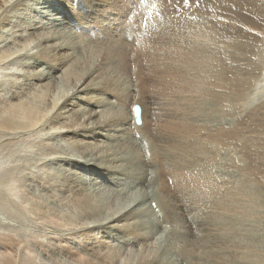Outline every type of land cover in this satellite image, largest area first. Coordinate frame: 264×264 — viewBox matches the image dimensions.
<instances>
[{
    "label": "rangeland",
    "instance_id": "1",
    "mask_svg": "<svg viewBox=\"0 0 264 264\" xmlns=\"http://www.w3.org/2000/svg\"><path fill=\"white\" fill-rule=\"evenodd\" d=\"M17 1L19 0H13V2ZM135 1L136 5H143L148 3H145L144 0ZM29 5L30 6L25 5L23 8H21L20 11H9V18L11 19L10 21H8L9 25L6 22V25L0 28V42L3 39L2 42L4 43H2L4 47L0 43L1 52L7 51L8 54V50L9 48H11H8V46H12L13 44L15 46L23 47V45L27 42L26 39H33L36 35L40 36L43 33L49 32L52 34H56L59 30L62 32L60 34L64 35L63 37L66 38L68 36L66 40L70 38L72 34H75L74 36L72 35V38H76V36H78V34L75 33V31H79L78 26H76L75 22L71 19L70 16H68L65 7L58 0H32L30 1ZM124 18V15L119 14L116 18L111 17L104 25L103 29L99 28V30H96L93 28H88L86 29V31L87 33H90V35L95 36L98 39L104 38L106 40H121L123 43H128L130 40L134 42L135 39H137L136 33L134 29H131L129 27L128 21H123ZM12 29L14 32L12 31ZM70 29L72 30V32ZM2 30L6 33H4ZM128 33L134 36H130L128 35ZM8 38H11V41ZM17 39H19V41H17ZM138 39H144V41L149 45L148 36L144 37L139 35ZM24 40L26 41L25 43ZM15 41L19 43H16ZM137 43H139V40H137ZM50 44L48 43V45ZM36 45H33L31 49L26 50L27 52L25 51L22 54L17 53L15 57L11 56V60L9 59L8 62L6 61V64L8 63L7 66L9 65V67L12 66L13 68L11 70L13 71L15 68H21L18 67V65L15 66V64H17L19 60H21L25 65L23 66L25 67L23 70L29 72L43 71L44 73H47V78L46 80H42L43 82L40 83H37L36 81H33V83L32 80L28 78L26 79L29 83L27 86L22 83V81L24 80L22 79L23 77L20 78L18 75L16 77H19V79H14L13 76L11 77L12 73L15 72L11 73L10 69L4 70V66L6 65L5 61L4 63L1 62L0 119L4 116V109L8 106L5 104V102H9V104L26 102L41 109L45 108L48 98L49 101L53 98V96L50 97L53 94V90L50 89L49 91L51 92L44 91L43 87L47 82H52L60 74H62V71L58 72V70H55L54 72V70L52 69L57 63L60 54H56L54 56V61H51L53 57H50V60H48V62H42L39 54L43 51V49L41 50L39 45ZM15 46H12V52L19 48ZM71 52H73L72 49L69 51V53ZM73 54H75L77 58L83 61L81 66L86 69L85 67H87V65L90 63V49H87L84 46L82 47V45H80L77 48H74ZM25 57H27V60ZM28 58H30L31 61ZM68 63L71 65L72 61L67 62L66 66H68ZM12 64H14V66ZM149 66V63H145L143 65V72L138 77L137 81L133 76H131L123 79L121 82H115L114 85H112L111 83L106 82L104 79L97 78L95 82H97L99 85L95 87L98 88H95L94 90H85L84 92L79 93V97L82 98L74 100L73 106L66 107V110L69 109V112H72L71 114L73 115L78 114L77 112L79 111L76 110H85L86 115H88L89 112H95L96 110L105 111L108 109L109 111H111V109H115L120 107V105H124L130 96L133 103L136 102V104H139L137 103V98L138 100H140L141 104L139 105L142 107V109L145 110L146 118L148 121L151 119L152 113L154 111H158L155 108L162 107L159 110L161 119L169 117V112L170 110H172L176 115L174 119L175 124L181 123L182 120L180 119V117L182 116L186 130H196L197 128H199L200 126L197 125L196 122H194L195 112L193 110V106L189 105V101L187 104L181 105V108L183 109V113L181 115L180 108L177 104H174L172 106L170 105V109L166 110L164 107H166L169 102L163 101V97L161 95H154L150 93V89L147 87L149 86ZM23 70H21L19 73H22ZM3 73L6 74L3 75L4 78L2 76ZM7 74H9V77H11L10 79ZM14 80H17L18 82ZM262 82L261 86L258 85L259 90L257 89L254 93L255 95H257L255 97L261 98L264 94V80ZM40 84L43 86L41 87ZM92 84L94 83L91 82L89 85ZM68 85L69 82L65 78L58 81L59 88L63 90H67ZM22 86L25 89H23ZM123 88H128L127 93L122 92ZM132 88L136 89V91L132 92ZM54 90V93H56L55 88ZM42 91H44L43 95L45 97V100L43 98H38L37 96L41 94ZM139 91H142L140 95L138 94ZM16 96H18V99ZM134 96L136 97L134 98ZM88 97L90 98L88 99ZM255 97L253 99H255ZM2 106L4 109L2 108ZM209 111H211V109L208 110L207 113ZM217 111L219 112H215L216 114L213 120L217 122L218 125L220 124V126L231 127V125L236 124V116H229L233 115L232 112L226 111L225 113V111L223 110H221L220 112V109H218ZM50 112L51 110L47 115H49ZM221 117H224V119ZM221 120H223V123ZM226 120L229 124L226 122ZM80 122H82V120H79V123ZM109 123L111 124L110 121ZM199 124L204 123L203 121H199ZM44 126L45 125L42 126L43 129H45ZM148 127L152 126L148 125ZM36 128L37 127H35V129ZM103 129V135L99 134L97 136H99L98 138L100 139L103 138L105 143L107 142V145L110 144L108 145V147L111 146L108 153H111V150L113 151V154L116 155L115 158L117 159L119 165L121 161L120 159H118V156L123 150L125 154L121 152V156H125L126 161L128 159L130 160V162L132 163L131 169H123L122 171L111 170L114 159L105 154L102 157L103 164H106L101 171V173L103 172L102 175L98 174V172L102 169L100 168L97 172L87 171V173H84L83 177H80V175H82V172L80 170L83 171V167L79 165L72 167L68 160L65 161L61 159V162H59L58 159L56 161V159H53V157L43 158L40 154L41 146L44 148H42V150H44L45 152H47L49 149V147L45 144L41 145V140H44V142L63 144L65 148L74 155H81L80 159L84 161L98 155V153L95 152L96 150L93 151L89 148H86V150L84 151L81 140L74 134V132L68 133L67 136H65L64 134L57 135V133H51L49 136H47V134H44L46 129L41 130L39 127L36 129L37 131H39L38 133L32 130L30 132H27L26 134L24 132L21 134L20 132H18L14 135L8 132L2 133V130H0V200L2 201H0V236H4L6 233L10 234L12 233V231L13 233L19 235V237H16L17 245L14 247L11 246L13 251H15L14 249H17V246L20 244H24L25 242V244L31 243V240L37 239L44 241V239L49 238L52 235L50 231H56L54 227L46 226L47 224H44L41 220H37L36 222L32 221L28 217L29 215H27L26 212L19 210V207L17 206L18 202L20 203L22 201H27V196L32 197L34 193V195H36L38 198L34 196L27 202H25V205L29 209H34L36 212H42L45 210V205H49L48 202L52 200L50 206L53 207V210H51V212L55 209L58 210V212L61 211V213H64L67 211H71V205L73 204L74 200L80 197L76 194H72L71 190H76L81 185H85L88 187L102 186L100 188H102L104 191L106 190L107 192H112L108 193L105 201L120 200V203L122 202V207H124L125 203L128 202L127 200H129V197L132 195L133 191L139 189L140 192L145 193L146 195L141 197L140 200L136 201L129 208H127L132 209L133 213L135 214L134 215L131 212V214H133V216H131V222H129L128 218H126L125 215L127 209L123 211L124 213H119L118 210H115L117 214L114 213V211H111V209L101 210L103 217H108L107 219L102 221L103 224L100 221L102 217H98L97 215H94L95 218H85V220L87 219L86 221L83 219V221L79 220L81 224H86L85 222H88L94 226L100 224V229H102V231L97 233V235H90V237L92 236L90 239L91 243L81 242L78 239H74L73 236V238H69L67 240L66 244L57 242V249H54V252L56 254L54 256L49 252L46 253L45 256L44 254H41L40 261L44 260L42 264H54L58 261L57 259L60 258L61 262H57V264H76V262L80 258L76 251L81 253V257H85V259H88L93 256L91 254H96L97 252L104 253L107 251V249L104 248V242L111 244V246L115 247L117 252L120 254L117 255L116 260H114V262L116 261V263L114 264H136L138 258L137 253L145 252L143 255H146L149 249L151 251V255L147 258V260H150L152 257L158 258L160 256H163V261L160 259L154 260V262L156 261L158 262V264H264V248L255 247L252 250L248 246L249 237L252 234L256 235L258 239H264V178L261 179L262 181L251 183H248L245 180L244 174L241 169H237L233 166L235 164L240 165V167L245 166V159L240 153L234 152L232 148L230 149L221 145L218 146L214 144L212 140H198L197 143L189 145L187 148H181L180 145L187 139L196 137L186 135V137L182 138L178 137L177 134H173L174 138H169L170 146L166 147V143L164 141L166 135L163 132L159 131L158 127L151 129H135L131 127L130 132L127 135H124L126 137L128 136V143L125 145L124 143H122L123 140H121L119 143L124 146L121 149H117L115 144L117 137H113L112 128L109 127ZM134 132L137 133V136L135 137L133 136ZM40 134H42V136ZM118 134L120 136V133ZM43 136L45 137L43 138ZM40 138L42 139L40 140ZM94 138L97 137H93V139ZM82 140V142H88V138H82ZM124 140L126 141L125 137ZM71 142L78 143L76 145V148L71 144ZM85 144L88 143H83V145ZM100 147L101 144L99 143L97 148ZM114 147L117 150L113 149ZM142 148L147 158L150 159L154 165H156L155 168L148 169V179L144 171L147 167V163L144 160L139 159ZM39 157H42V159L39 160ZM219 165L221 166V168ZM56 170L58 172H56ZM77 170L80 174L77 172ZM45 175L49 177L54 176V179H51L52 182H45V184L49 186L48 188L52 191L48 190V192H46L45 189H42V178L46 177ZM62 178L63 183L66 184V188L60 191ZM122 182L123 190H121V186L116 189L117 191L113 189L112 186L114 183ZM146 183L147 185H149V187L146 186ZM23 189H28V191H24L23 193ZM54 192L65 198L60 202L58 199H56L55 196H53ZM117 192H120L121 194H118ZM4 194H6V196ZM165 198H167V203L163 205V200ZM55 199L56 201H54ZM151 199L153 200V203H156L157 207L160 208V211L164 215L165 220L168 221V223H164V227H167L168 229L167 232H164L162 228V224L164 222L163 218L156 219L151 215ZM9 202L12 204V206L9 205ZM96 208L100 209L99 206H97ZM70 214L75 215L74 212ZM127 214L131 215L130 212H127ZM75 216V219L77 220L78 213ZM118 217L120 218L119 221H117ZM123 218L126 221H121V219ZM111 220L114 221L112 225L116 224V222H119V224L122 225L121 227L130 225L139 233H144V235H151L155 239L162 235V239H160L159 241H157V239H148L143 243L142 241L138 240L128 241L123 238V234L121 232H116L113 230L110 231L116 235L108 236L106 230H109L110 227H107V225L111 222ZM132 221L134 223H132ZM137 223L140 225H138ZM57 224H59V222H57ZM75 224L78 225V223L76 222ZM101 225L105 226L106 228L102 227ZM129 231L130 230H128L127 233H129ZM23 232H25V234ZM118 240L119 244H117ZM169 242H172V245ZM0 243V264L2 262V259L4 260L3 264H10L7 261L8 259H6L5 257L11 259L12 261L10 262H13L15 264L18 263L20 261L19 254L22 253L18 251V249L16 250L17 253L16 251L8 252L7 249L4 248L6 244L2 241H0ZM61 245H65L66 247H62ZM170 248L174 249L172 250ZM175 248H177V250ZM63 249H67V251H65L64 253L62 252ZM135 250H137L136 254L135 252H133ZM249 252H251V254L247 255V253ZM133 256L134 258H132ZM38 260L36 261L38 262Z\"/></svg>",
    "mask_w": 264,
    "mask_h": 264
},
{
    "label": "bare ground",
    "instance_id": "2",
    "mask_svg": "<svg viewBox=\"0 0 264 264\" xmlns=\"http://www.w3.org/2000/svg\"><path fill=\"white\" fill-rule=\"evenodd\" d=\"M30 1L32 0H19L17 2H13V4L9 5L8 7H5L7 0H0V8L5 9L3 12H0V28L4 27L6 25V22L8 24V21L11 20L9 18L10 10L20 11L21 8H23L25 5L30 6ZM58 1L65 7L68 16H70L71 19L75 22V25L78 26L79 31L76 32L74 30L75 33L78 34V36H76V38L73 37V39L72 34L70 36L71 40L70 38L66 40L68 36L66 38L63 37L64 35L60 34L62 32L58 30L56 34L45 36L36 44L39 45L41 50L43 49V51L40 53L41 55L39 54L42 62H48V60H50V57H53L51 61H54V56L56 54H60L57 63L52 69L54 70V72L55 70H58V72L62 71L63 78H65L69 82L68 88L76 87V89L58 106L57 110L48 119L44 126L46 130L42 128L43 124L39 123L43 119H45V117L51 110L50 107L52 103V107H55V102H53V100L56 97L57 93H54V88H51L53 90V94L50 96H53V98L50 101L48 98L49 102H46L45 108L39 109V107L30 105L26 102L18 104H9V102H5V104L8 106L5 109L2 106V108L4 109V116L2 114L3 117L0 119V130H2V133L8 132L14 135L18 132H20V134L24 132L26 134L27 132H30L32 130L38 133L39 131L36 130L38 127L41 130H45V135L48 133L49 135L51 134L52 127H60L63 129L61 132H58L57 135L64 134L65 136H67L68 133L74 132V134L81 140L84 151L86 150V148H89L93 151L96 150L95 152H97L98 155L92 157L89 160L84 161L80 159L81 155H74L70 151L61 152L55 150L57 145L64 146L63 144L44 142V140H41L42 138H40V140L42 141V143L40 142L41 145L45 144L49 147V149L47 152H45L44 150H42L43 147L41 146L40 154L43 158L53 157V159H56V161L58 159L59 162H61V159L65 161L68 160L72 167L78 165L83 167V171L80 170L82 172V175H80V177H83L84 173H87V171L97 172L100 168L102 169L98 172V174L102 175L103 172L101 173V171L106 165H104L102 162V157L105 154L114 159L112 168L110 166L111 170L122 171L123 169L132 168V163L130 162V160L128 159L126 161V157L123 155L121 156V152L125 154L123 150L121 152L118 151L120 152V154L119 156H117L118 159H120L121 161L119 165L117 159L115 158L116 155L113 154V151L111 150V153H108L111 147H108V145L110 144L107 145V142L105 143L103 138H101V140L100 138H98L99 136H97L99 134L103 135V128H112L113 137H117L115 143L116 148L121 149L124 145L122 146L119 142L123 140L122 143H124L125 145L128 143V136L126 137L124 135H127L130 132L131 127L135 129H151L158 127V130L166 135L164 140L166 143V147L170 146L169 138H174L173 134H177L178 137L182 138L186 137V135L196 137L192 139H187L180 145L181 148H187L189 145L197 143L198 140H212L213 143L218 146L221 145L230 149L232 148L234 152L240 153L245 159V166L240 167V165L238 164L233 165L235 168L241 169L244 174L245 180L248 183L262 181L261 179L264 178V94L260 98L255 97L257 95H255L254 93L259 88L258 85L261 86V82L264 80V0H201V5L199 9H196L194 6L189 7L183 17L171 18L170 13L169 15H162V13L160 12V0H151L147 4L143 5H136L135 0ZM119 14L124 15L125 18L123 21H128L129 27L131 29H134L137 37L134 42H132V40H130L131 42H128L127 40L128 43H123L121 40H106L104 38L98 39L95 36L90 35V33H87L86 29L88 28H93L96 30H99V28L103 29L104 25L111 17L116 18ZM193 16H195L196 19H192ZM257 33H259V35H257ZM128 35L134 36L129 33ZM139 35L144 37L148 36L149 45L147 44V42L144 41V39H138ZM35 37H37V35ZM11 38L8 39L11 41ZM137 40H139V43H137ZM2 41L3 39L0 42L1 44L3 43ZM17 41H19V39H17ZM17 41L15 42L19 43ZM25 42L26 41L24 40V43ZM48 43L51 44L48 45ZM80 45H82V47L84 46L85 48L90 49L91 52V56L89 57L90 63L87 65V67H85L86 69L81 66L83 61H81L75 56V54H73L74 48H77ZM12 46L15 45L12 44ZM12 46H8V48H12H9L8 54L7 51H0V66L1 62L4 63L5 61L6 64V61L8 62V60L10 59L13 50ZM201 47L207 48L208 50H203ZM71 49L73 50V52L69 53ZM25 58L27 60V57ZM71 61V65L68 63V66H66L67 62ZM145 63L150 64L148 73L149 86H147L150 89V93L154 95H161L163 97V101L169 102L168 105L164 107L166 110L170 109V105L172 106L174 104H177L180 108L181 115L183 113L181 105L187 104L189 101V105L193 106V110L195 112L194 122H196V124L200 126L199 128H197L196 130H186L182 116L180 117V119L182 120L181 123L175 124L174 119L176 115L175 112H173L172 110H170L169 112V117L161 119L159 110L162 107L155 108L158 111H154L152 113L151 119L149 121L146 118L145 110L142 109V124H134L135 122L132 124L131 120L124 116H112L104 120L101 119V117L104 116L105 113L114 112L117 108L111 109V111H109L108 109V111L96 110L95 112H89L88 115H86L85 110H76L79 111L76 115L71 114L72 112H69V109L66 110V107L73 106L74 100L82 98L79 97V93L84 92L85 90H94L95 88H98L95 87L99 85L97 82H95L97 78L104 79L106 82H109L112 85H114L115 82H121L123 79L131 76H133L137 81L138 77L143 72V65ZM7 64L4 66V70H11L13 67H9V65L7 66ZM12 65L14 66V64ZM16 65L21 68H15V71L11 70V73L15 72L12 73L11 77L13 76L14 79H19V77H23L22 79L24 80L22 81L21 79V81L27 86L29 83L26 79L28 78L32 80V82L36 81L37 83L43 82L42 80H46L47 78L46 72H29L23 70L25 68L23 66L25 65L21 60H19V62L15 64V66ZM64 69H67V71L64 72ZM21 70H23V72L19 73ZM3 75L6 74L3 73L2 76ZM7 75L9 77V74ZM17 75L19 77H16ZM11 77H9V79ZM77 81H80V84L78 86ZM91 82H93L94 84L89 85ZM45 85L43 87L44 91H49L50 88L46 87ZM42 86L43 85H41V87ZM127 89L128 88H123L122 92L127 93ZM44 91H42L41 94L37 95L38 98H45L43 95ZM141 93L142 91H139L138 94L140 95ZM16 97L18 99V96ZM135 97L136 96H134V98ZM254 97L255 99H253ZM89 98L90 97H88V99ZM134 103L136 104V102ZM137 103L141 104L138 98ZM210 109L211 111L207 113V111ZM218 109H220V112L221 110L225 111V113L226 111L232 112L233 115L229 116H236V124L231 125V127H228L227 125V127L220 126V124L218 125V123L213 120L215 118V112H219L217 111ZM121 111L123 112L124 109L121 108ZM221 118L224 119V117ZM79 120H82V122L79 123ZM109 121L111 122V124L109 123ZM199 121H203L204 124H199ZM221 121L223 123V120ZM67 124H79V127H74L75 125ZM148 125L152 127H148ZM70 126L72 128H66ZM35 127L37 128L35 129ZM118 133H120V136ZM40 135L42 136V134ZM44 137L45 136H43V138ZM93 137L97 138L93 139ZM124 137L126 138V141L124 140ZM82 138H88V142H82ZM83 143L88 144L83 145ZM99 143L101 144V147L97 148ZM71 144L76 148V145L78 143L71 142ZM116 148L114 147L113 149ZM42 157H39V160H41ZM56 172L58 171L56 170ZM42 179V189H45L46 192H48V190L52 191L48 188L49 186H47L45 182H52L51 179H54V176H46ZM123 182L114 183L112 186L113 189L116 190L120 186L122 187ZM61 183L62 185L60 191L66 188V184L63 183V178ZM146 186L149 187L147 183ZM100 187L102 186L88 187L85 185H81L78 189L71 190L72 194H76L80 197L74 200L73 204L71 205L72 209L68 207L71 211L64 212L68 214L61 213V211L58 212V210L55 209L51 212V210H53V207L50 206L52 200L48 202L49 205H45V210L42 212H36L34 209H29L25 205V202H27L30 198L36 196L33 192H30L33 193L32 197H28L26 195L28 199L27 201H22L20 203L16 202L17 206L19 207V210L26 212L27 215H29L28 217L32 221L36 222L37 220H41L44 224H47L46 226L54 227L56 229V231H50L53 236L51 235L52 237L50 236L49 238L44 239V241L35 239L31 240V243L29 244H25L26 242H23L24 244L18 245L17 249L22 254H19L20 261L16 264H42L44 260L40 261L41 254H44L45 256L46 253L49 252L51 253V255L54 256L56 254L54 252V249H57V242L66 244L69 238L74 237V239H78L81 242L91 243L90 239L92 236L90 237V235H97V233L101 232L102 229H100V224L94 226L88 222H85L87 220H85V218H95L94 215H97L98 217H102V219H100L102 223V221H104L108 217H103L101 210L111 209V211H114V213L117 214L115 210H118V212L120 213V209L123 208L121 206L122 202L120 203V200L105 201V198L108 193L112 192H107L106 190L104 191ZM121 190H123V187ZM24 191H28V189H23V193ZM4 195L6 196V194ZM53 196H55L56 199H58L60 202L65 198L55 192L53 193ZM56 199L54 201H56ZM165 203H167V198L163 200V205ZM9 205L12 206L11 203ZM97 206H99L100 209H97ZM73 212L75 213V215L78 213L77 220L75 219V215L70 214ZM127 212H130L131 214V212L133 213V210L127 209V211L125 212L126 218H128L129 222H131V216H133L134 213L129 215L127 214ZM82 219L85 220L84 222L86 224L80 223L79 220ZM119 220L120 218L118 217L117 221ZM122 220H124V218L121 219V221ZM57 222H59V224H57ZM75 222L78 223V225L75 224ZM113 222L114 221L111 220V222L107 225V227H110L109 230H106L108 236L116 235L110 231L113 230L116 232H121L123 234V238L128 241L138 240L142 241L143 243L148 239L156 240L151 235H144V233H139L138 231L134 230L135 228L133 229L130 225H125L124 227H121L122 225H120L119 222H116V224L112 225ZM132 223L134 222L132 221ZM101 226L105 227L103 225ZM128 230H130L129 233H127ZM23 233L25 234V232ZM17 236L19 237V235L13 233V231L10 234L6 233L4 236H0V241L6 244L4 248L7 249L8 252H15L17 250L14 249L15 251H13V249L11 248V246L14 247L17 245ZM117 242V244H119V240ZM260 242L261 238L255 241L257 245H259ZM104 245V248L107 249L106 252H95L96 254H91L93 255L91 258L84 259L82 261L78 260L79 264L116 263V261L114 262V260H116L117 255L120 254L117 252L115 247L111 246V244L104 242ZM61 246L64 247L65 245ZM257 247L259 246H256V248ZM175 249L177 250V248ZM65 251H67V249H63L62 252L65 253ZM76 252L78 256L81 257V253H79L78 251ZM133 252H135L136 254L137 250ZM147 252L148 253H146V255H143L145 252L137 253L138 258L136 264H158V262H154V260L158 259L163 261V256H160L158 258L152 257L150 260H147V258L151 255L150 249ZM5 258L8 259V263L15 264L13 262H10L12 260L8 257ZM132 258H134V256ZM60 259H57V262H61ZM36 260H38V262ZM3 262L4 260L2 259L1 264H3ZM57 262H55L54 264H57Z\"/></svg>",
    "mask_w": 264,
    "mask_h": 264
},
{
    "label": "snow or ice",
    "instance_id": "3",
    "mask_svg": "<svg viewBox=\"0 0 264 264\" xmlns=\"http://www.w3.org/2000/svg\"><path fill=\"white\" fill-rule=\"evenodd\" d=\"M145 3L149 2V0H144ZM13 4V0H7V3L5 7H8L9 5ZM201 5V0H160V12L162 15H169L171 17H183L185 15L186 10L189 7H195L196 9H199ZM154 6V5H153ZM234 7V6H233ZM5 9L0 8V12H3ZM192 19H196L195 16L192 17ZM251 31V30H249ZM53 35L52 33H43L40 36H37L33 39L27 40V42L23 45V47L17 48L16 51L11 53V56L14 57L17 53H23L26 50H29L32 48L33 45H35L39 40H42L44 36ZM259 35V33H257ZM203 50H208L207 48L201 47ZM7 55V54H6ZM67 69H64V72H66ZM63 79V72L60 74L55 80H53L50 83H47L45 86L48 88H55L56 89V97L54 98L53 102H55V107L53 108L52 105L50 107L51 112L49 115L46 116L45 119H43L39 124L45 125L48 119L53 115V113L56 111L58 106L70 95L73 93V91L76 89V87L68 88L67 90H63L59 88L58 81ZM80 84V81H77V86ZM136 91V89L132 88V92ZM121 108L124 109V111H121ZM142 107L139 104H135L132 102L131 97L129 96L126 103L120 107H118L114 112H107L104 116L101 117V119H106L108 117L112 116H124L131 120L133 124V120H135L137 123H143L142 118ZM126 113V114H125ZM67 125H75L74 127H79V124H67ZM66 128H72L66 127ZM63 129L60 127H52L51 133H58L61 132ZM49 136V133L47 134ZM133 136H137V133H133ZM57 151L61 152H67V150L62 145H57L56 149ZM139 159L144 160L147 163V167L145 168V175L148 179V169L155 168L156 165L152 163L150 159L147 158L145 152L143 151V148L141 149L140 157ZM146 195L145 193L140 192L139 189L133 191L132 195L129 197V200L127 203H125L124 207L120 209V213H122L125 209L129 208L132 204H134L136 201L140 200L141 197ZM150 207H151V215L153 218L160 219L163 218V224L162 228L164 232H167V227H164V223H168V221L165 220L164 215L161 213L160 208L157 207L156 203H153V200L150 201ZM157 241L162 239V235L156 238ZM258 239V237L254 234L250 235L249 237V247L253 250L256 246L264 248V239H261V242L259 245L255 243V241ZM251 252L247 253V255H250ZM85 257H80L79 260H84ZM76 264H79V261L76 262Z\"/></svg>",
    "mask_w": 264,
    "mask_h": 264
},
{
    "label": "water",
    "instance_id": "4",
    "mask_svg": "<svg viewBox=\"0 0 264 264\" xmlns=\"http://www.w3.org/2000/svg\"><path fill=\"white\" fill-rule=\"evenodd\" d=\"M135 124H141V123H137L135 120H134Z\"/></svg>",
    "mask_w": 264,
    "mask_h": 264
}]
</instances>
